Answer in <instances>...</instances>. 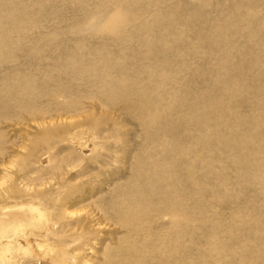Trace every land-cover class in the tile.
Returning a JSON list of instances; mask_svg holds the SVG:
<instances>
[{
  "label": "rangeland",
  "instance_id": "1",
  "mask_svg": "<svg viewBox=\"0 0 264 264\" xmlns=\"http://www.w3.org/2000/svg\"><path fill=\"white\" fill-rule=\"evenodd\" d=\"M2 3L3 0H0V7ZM6 4L13 8H0L3 9L1 18L8 21L12 19L19 24L31 20L33 26L26 33H22L26 37L22 35L21 41L15 34L9 37L8 43H3L4 39L0 37V96L7 97L8 90L10 93V87L7 90L4 85L16 74L21 79H30L32 83L29 101H32L34 111H48L43 118L35 114L34 118L38 120L36 122L41 120L39 123L45 126L35 127V122L29 120L30 112L25 107L18 112L24 113L20 115L23 118H9L10 110L6 112L2 109L4 103L1 99L0 149L3 150V155H0V165L7 162L11 164L7 173L0 172V182L11 178L13 181L18 176L15 178L20 186L27 184L34 189L38 186L47 187L51 183V188L53 186L60 191V187L63 193L69 191L73 194L78 188L77 196L84 194L86 198L92 191L94 195L98 194L96 197L100 196L98 200L109 210L112 209L111 204L117 203H112L114 192V198L118 199L120 205L124 204L117 207L125 213L124 208L128 201L122 189L131 181L133 164L146 165L144 168L147 171L141 177L147 181L155 165L150 160L157 162L154 157L149 156L164 145L166 147L160 151L159 157L170 161L167 163L171 168L177 163L180 166L170 175L176 174L181 184L183 183L182 195L188 198H181L177 193L178 198L182 200L185 210L189 208L191 215L194 214L190 208L199 205L206 218V225L202 226L200 235L189 238V251L184 254L190 259L189 264H197L199 258L201 261L205 259V255L200 257L199 254L204 253L203 248L205 250L208 247L205 230L208 224L221 228L220 234L218 229L212 235L214 241L216 240L217 244L214 242V245L219 256L223 255L222 260L219 257L220 261L216 256L215 259H209L210 263L264 264V169L260 164L264 160V153L258 152L260 149L264 150V0H104L103 8L99 7L101 4L98 0H9ZM120 4L127 7L128 14L137 20L121 36L97 40L70 33L74 29H83L90 24L92 26L94 20L90 16L101 11H111ZM137 29L140 30L136 31ZM74 47L83 48L78 52L79 56H89L94 52L89 57L94 58L101 51L103 53L100 55L103 57L110 55L104 64L110 69L108 68V74L104 77H107V83L112 87L116 78L126 75L128 80L136 79L138 85L133 91L139 94L141 87L150 90L159 83L156 78L158 74L165 76L166 79L159 83L156 91L160 92L159 97L154 99L161 100L162 103L168 100L166 106L172 108L171 113L161 112L163 116L161 114L155 128L148 127L145 122L143 123L146 126L142 128L123 114L124 112L113 109L112 105L101 100L100 96L95 97L92 102L86 101L84 98L94 97V88L90 85L77 82L71 91L57 87L55 72L59 64L69 59L66 56L74 52ZM44 49L48 50L47 53ZM119 50L121 55H125L124 58L117 55ZM112 64L117 69L111 68ZM151 76H155L154 82ZM62 79L60 84L62 82L61 85L65 86L67 77ZM51 83L56 87L49 86ZM12 85L13 81L9 86ZM135 92L127 95L137 97ZM19 96L18 92L14 94L16 98ZM12 97H8L10 102L15 99ZM218 101H223L227 111L232 114L228 122H221L220 125L212 123L214 127L211 128L205 126L203 135L187 128L189 122L195 118L192 111L213 112L212 110H217L213 104ZM77 108L81 111L75 113ZM231 120H241L246 127L232 130ZM49 122L52 126L55 123L58 125L47 127ZM181 129L188 131H180ZM250 142L253 146L249 145ZM87 146L92 147L91 152L86 150ZM181 147L188 149V153H183ZM245 154L254 158V165L251 167L241 162ZM56 166H62L63 172H66L63 182L70 181L71 184L62 182L57 186L60 180H51L54 177L51 170ZM255 176L262 179L261 187ZM168 184L169 180L165 179L162 189L167 190ZM52 189L48 188L46 192L49 202L56 198L53 195L55 190ZM171 203L174 205L175 201H168V204ZM70 210L77 213L81 211L79 206ZM84 211L86 214L82 213V217L79 216L75 224L76 233L83 235L82 232H85L83 237L89 239L101 235L100 240H106V246L112 251L115 261L119 259V262L124 263L128 259L134 262L130 256L125 258L119 255L128 241L124 239L126 230L115 223L117 218L113 217L114 214L107 220L100 213L99 216L89 214L88 209ZM87 213L93 219L88 218ZM156 217L153 222H148V226L158 232L161 229L162 233L165 232L168 229L166 219L156 220ZM97 223L105 225L106 229L98 230L95 226ZM82 228L88 229L90 233ZM130 234L131 232L128 236ZM131 235L133 238L137 237L135 233ZM139 241L138 249L144 252V241ZM118 248L120 251H116ZM135 258L139 261L138 257ZM176 258L180 260L179 255ZM25 260L22 264L26 263ZM151 262L155 264L154 261ZM173 264H177L176 261Z\"/></svg>",
  "mask_w": 264,
  "mask_h": 264
},
{
  "label": "bare ground",
  "instance_id": "2",
  "mask_svg": "<svg viewBox=\"0 0 264 264\" xmlns=\"http://www.w3.org/2000/svg\"><path fill=\"white\" fill-rule=\"evenodd\" d=\"M8 1L9 0H3L2 7L7 6L9 9H12L13 8L12 5L6 4ZM254 1L256 2L257 0H254ZM259 1H261V0H259ZM98 2L101 5H103V6L99 5V7L103 8L105 5L104 0H98ZM2 7H0V8H2ZM128 11H129V9L127 7H123L120 4L111 11H108V10L105 12L101 11L102 13L97 12V13L93 14L92 16H90V19H92V21L94 20V22L92 23V26L90 24L89 26H87L83 29L82 28L74 29V30H71L70 33L73 35L74 34L75 35H84L87 39L94 38L97 40H99V39L104 40L105 38H109V37L111 38L114 36H121V34L125 33V30L128 28V26L132 25L134 22L137 21V20L133 19V16H131V14L130 15L128 14ZM2 13H3V9H0V15H2ZM32 26H33V22L31 20H26L23 24H19V23H14L12 21V19L10 21H8V20H5V19L0 17V37L4 39L3 43H8V42H10L9 37L14 36V34H15L18 36L19 41H21L23 39L22 35L24 36V34H22V33H26L27 31H29ZM74 27H76V26H74ZM138 30H140V29H137L136 31H138ZM24 37H26V35ZM83 37H81V38H83ZM72 38H74V37L72 36ZM75 38H76V36H75ZM47 41H46V44L49 45ZM51 42H53V41H51ZM80 42H83V40H81ZM121 43H123V42H121ZM76 44H77V41H76ZM74 48H75V50L72 49V50H74V52L70 53L69 56H66L67 59L69 57V59L66 62L61 63L62 62L61 60H60L61 62H56V63H61V64H59L60 66L57 65L59 68L57 67L58 70H56V72H55V76L57 77L56 83L58 82V84H56L57 87H59V88L63 87L65 89H70V91H71L76 87L77 82H81V83L90 85V87L92 86V88H94V89H92L93 90L92 96L94 95V97L84 98L86 101L88 100V101L92 102V100H94L95 97L100 96L103 98V99L101 98V100H105L104 102L108 103L109 105H112L113 107L112 106L111 107L113 109H117L118 111L124 112L123 114H126L127 116H129L128 118L135 121L137 123V125L142 126V128L144 126L143 122H145V124L148 127H154L156 125V123L159 121V118H160L162 113H164V112L171 113L172 108L166 106L167 103L169 102L168 100L165 103H162L163 101L158 100V99H154V98L159 97L160 92H156V91L159 87V83L164 82V80L166 79L165 76L158 74L156 76V78H157V80H159V83L155 84V86L152 87L150 90H146L147 88L144 89V87H141L139 94L137 92L133 91L134 87L138 85V82L137 81L135 82L136 79L134 81L131 80L132 78L130 80H128L127 77H125L126 75L122 76L119 74L121 77H118V78H116L115 81H113L114 85L112 87L107 83V77H104V76H107V74H108L107 73L108 68L110 69V67H108V65H106V66L104 65L109 60L110 55L108 54V55L103 57L102 55H100L101 53H103L101 51L100 54H96L99 56H95L94 58H89L90 56H92V53H94V52H92L90 55L88 53H86L89 56H84V55L79 56L78 52L80 53V51H82L83 48H80V47H74ZM44 50H46V49H44ZM47 51L48 50H46V53H47ZM39 53H40V51H39ZM118 53L119 54H117V55L120 56L119 58H121V57L124 58L125 55L124 54L121 55L120 50ZM6 54H7V52H6ZM51 54H52V52H51ZM56 56H57V54H56ZM4 58L5 57H3V59ZM6 58H7V55H6ZM119 58H117V59H119ZM56 60H58V59H56ZM93 60H94V63H92ZM251 61H253V58ZM113 66H114V64L111 65V68L117 69V67H113ZM12 69L15 70V68H12ZM113 69H112V71H113ZM16 71H18V70H16ZM116 73H117V71H116ZM27 76H29L28 73H27ZM27 76L25 78H27ZM66 77H67L68 81H67V84H65V86H63V85H61L62 82L60 84V79L66 78ZM138 77H139V75H138ZM151 80H152V82H154L155 76L154 77L151 76ZM12 81H13V85L9 86L10 82H12ZM31 85H32V83H31L30 79H28V80L21 79V77L19 78L16 74H14V77L9 81V83L7 85H4L7 87V90L10 87V93H8V91H9L8 90L6 92L7 97H1L0 96V101H1V99H3V101H1V102L4 103V104H2V106H3L2 109H4L6 112H8V110H10V112H8V114H9L8 117L11 119H13V118L15 119L18 116L20 118H23V116H20V115H22L24 113L18 114V112L25 107L26 110L28 112H30L29 120L32 122H35L36 126L35 125L34 126L39 127V128L45 127L44 125L39 123L41 120L39 122H36L37 118L35 120L34 117H35V114H37L41 118H43L45 112H47L48 110H45V112L44 111L41 112L40 109L37 111H34L35 107H32V105H31L32 101H29V97H31V95H32L31 90H30ZM56 85L54 86L52 84L49 86L56 87ZM45 86H46V83H45ZM57 90H58V88H57ZM112 90H113V93L115 95L112 93ZM1 91H2V89L0 87V93H1ZM76 91H77V89H76ZM17 92L20 94L19 98L14 97V94ZM85 92L86 91H84V93ZM133 92L136 93L137 97L132 96V95H127V94H129V93L131 94ZM86 94L89 95L88 93H86ZM12 95H13V97H12ZM10 96L12 97V99L15 98V99H13L12 102H10L8 100V97H10ZM216 96H218V95L216 94ZM174 97H176V96H174ZM187 97H189V96H187ZM220 97H221V95H220ZM80 98H81V96H80ZM43 99L41 98V100H43ZM76 99H77V97H76ZM84 99H82V100H84ZM178 99L179 98L177 97V100ZM62 101L65 102V100H62ZM178 101H176V102H178ZM13 102L15 103V105ZM99 102H101V101H99ZM201 103H203V102H201ZM76 104H78V102ZM76 104H75V106H77ZM204 104H205V102H204ZM81 105H83V104H81ZM206 105H207V103H206ZM72 106H73V104H72ZM213 106H216V108H217V110L216 109L212 110L213 112H209L210 110L208 112H203V113L192 111L195 114L194 115L195 118H193L192 120L190 119L191 121L189 122V125L187 128L190 129L191 131L192 130L199 131L200 133H198V134L203 135V133H204L203 130L205 129V126L208 128H211V127H214V126H212L213 125L212 123H217L218 125H220L221 122H228V120H230V117L232 116V114L229 111H227L223 101H218V103L213 104ZM11 107H13V108H11ZM78 107L81 108L80 105ZM205 107H207V106H205ZM209 107H212V106H209ZM61 108H63V107H61ZM105 108H106V106H105ZM181 108H182V111H184V107L181 106ZM202 109H203V107H202ZM72 110H73V108H72ZM79 111H81V109L77 108L75 113H77ZM186 113L188 114V112H186ZM48 115H50V114H48ZM183 115H184V113H183ZM27 116H25V117L28 119ZM162 116H163V114H162ZM138 117H140V118H138ZM50 121H52V120L50 119ZM254 121H256V120L254 119ZM230 122H231L230 128L232 130L242 129V128L246 127V126H244V124L241 120L240 121H238V120L232 121L231 120ZM43 124H44V122H43ZM253 124H255V123H253ZM57 125L58 124L55 123L52 126L51 122H49V125L47 127H56ZM154 128H151V130H155ZM146 129H149V128H146ZM165 129L166 128H164V130ZM188 129H185V130L181 129L180 131L184 130V132H185V131H188ZM227 142H228V140H227ZM168 144H170V143L168 142ZM227 144L229 146V143H227ZM249 145H252V142H250ZM156 146H157V144H156ZM230 146H232V145H230ZM246 146H248V145H246ZM160 147L161 148L158 149L159 151L156 152V150H154L153 154L151 156H149V157H154L157 160V162L150 160L152 163H155V165H153V169L150 172V178L147 179V181H145L143 179V177H141V175L147 171L144 168V166L146 167V165L143 164L140 166V165L133 164V169H132V174H131L132 178L130 179L131 181L129 184H126V187H124V189H122V190H124L122 193H124V194L126 193L125 196L127 198H125V199L128 201L127 204H125L126 205V207L124 208V209H126L125 213L120 211V209L117 207L120 204L118 202V199L114 198V192H113L112 203H114V202H117V203L111 204L112 209L109 210V209H106V207H104L103 204H101V201L98 200V198L100 196L96 197V195H98V194L94 195V193L92 191H91V193H93V194L87 192L89 196H87V198H86V195H84V194H80L79 196H77V194L79 193L78 188H77V191L76 190L73 191L76 193L72 194V193H69V191L63 193L64 191L62 192L60 187H59L60 191H58V188L55 190V187H53V186H52V188H54V189H52L50 186L51 183H49L47 187L38 186V187H35V189L32 188L31 186H28L27 184L20 186L18 184V182H16V180H18V179H16V178H18V176L17 177L15 176L16 178L14 177L13 181H12L11 177H9V178H11V180L1 181L0 182V264H20V262L22 264V261H24L25 259H26L25 264H51L52 262L55 264H113L114 262L121 264L122 262H119V259H118V261L114 260V257L111 255L112 251H109L107 246H106V243H105L106 240L104 238H102L100 240L101 235H96L97 230L94 231V232H96V234H95L96 237H93V235H92L93 238H90V239L86 236L83 237L85 232H82L83 235H79L76 233L77 230L75 231V226H77V225H75V224H77V221L80 218L79 216H81L82 213L85 212V214H86V211H84L86 209L89 210V214L99 215V213H100L107 220L110 217V215L114 214L113 217L117 218V221L115 223L117 225H119V227L121 229H123L124 231L126 230L127 235H124V239H125V241L127 240L128 243L126 242V246L124 247V249H122V251L120 252L119 255L124 256L125 258H126V256L127 257L130 256L134 262H132V260L128 261V259H127V261L122 263V264H148L151 261H154L155 264H173L174 261H176L177 264H189L190 259L186 255H184V254H188V251H189V247H190L189 238L190 239H191V237L195 238V235H200L202 226L206 225V223H205L206 218H205L204 214L202 213L199 205L196 208H190V209H193L194 215H191L189 213V208L187 210H185V207L183 206V203L181 202L182 200L180 201V198H178V196H177V193H179L178 195H180L181 198L183 196L182 195L183 194V188H182L183 183L181 184V181L178 180V177L176 176L175 173L173 175H170V173H173L176 171L177 167H180L179 163H177V165H174V167L171 168V166L167 163L170 161L166 160V158H160L159 157V155L161 154L160 151L163 150L166 146L163 145ZM91 148L92 147L87 146L86 150H90V152H91ZM228 148H230V147H228ZM181 149H182V151H184L183 153H185V154L188 153V151H189L185 147L184 148L181 147ZM224 149H225V147H224ZM94 151H95V149H94ZM260 151H262L264 153V150L260 149L258 152L260 153ZM1 152H3V150L0 151V155H3V153H1ZM30 155H28V156L30 157ZM33 155H34V153H33ZM33 155L31 157H33ZM141 156H142V154H141ZM234 157L237 158V155L235 154ZM25 158H27V157H25ZM27 160H28V158H27ZM47 160L49 161V158H47ZM239 160L241 161L242 159H239ZM241 162H243V163H245L251 167V165H254V158L253 157L251 158L250 156L245 154L244 160H242ZM263 162H264V160L261 161L260 164L263 166V169H264V163ZM24 163H26V162H24ZM10 164L11 163H9V162L5 163L4 165L6 167L4 165L3 166L0 165V172L7 173L9 168H10ZM73 168H71V170ZM263 173H264V171H263ZM180 174L182 176L181 172H180ZM51 175L54 176L51 179V180H53V182L60 180L58 182V185H57V186H59V184H61L63 182V180H62L63 175H66V172H63L62 166H56V167H53V170H51ZM255 178H256L257 183L261 187L262 186L261 184L263 183L261 181L262 179L258 176H255ZM165 179L169 180V184L167 185L169 188H167V186H166L167 190L162 189V186L165 183ZM148 180H149V182H148ZM63 183L67 184V183H70V181L63 182ZM20 184H21V182H20ZM155 184H156V186H155ZM159 186H161V188ZM48 188L55 190L53 195L56 198L51 200L50 202L47 199L48 195L46 193ZM166 188H164V189H166ZM118 190H120V189H118ZM99 191H100V189H99ZM94 192L96 193L97 190H95ZM115 193L117 194V191ZM118 193H120V192H118ZM183 197L186 198V200L188 198L186 196H183ZM223 197H225V194ZM10 199H11V201H10ZM109 200H111V197L109 198ZM171 200H173V202L175 201L174 205L172 203L168 204V201L171 202ZM220 200H221V198H220ZM220 200H218V201L220 203H222L223 201H220ZM216 201L217 200L215 199V202ZM123 205L124 204H121L120 206L122 207ZM78 206H79V211L81 210L80 212H78V213L77 212H71L70 209H72L74 207H78ZM89 214L87 213L88 218L91 217V219H93V216H91ZM126 216H127V218H126ZM155 216H157L156 220H157V218H158V220L160 218L166 219L167 224H168V227H167L168 229L166 231L164 230L165 232L162 233L161 232L162 229H161V231L158 232V230L156 231L155 228L148 226V222L149 223L153 222L154 221L153 219H155ZM91 219H88V221L93 222V220H91ZM112 219H111V221H112ZM111 221H108V222H111ZM191 223H193L194 225H192ZM79 224H81V223H79ZM161 224H162V222H161ZM218 224H220V223H218ZM95 226L97 228H99L98 230H105L106 229V226L102 225V224L100 225L97 223ZM79 227L80 226H78V228ZM88 227L90 228V226H88ZM83 228H84V226H83ZM107 228H109V226ZM151 228H153L154 230L151 231ZM121 229H120V231H121ZM218 229H219V234H220L221 228L218 225L213 224V225L209 226V224H208V226L206 227L205 230H206L207 238H208V241H207L208 247L205 250L203 248L202 252H204V253L199 254L200 257L202 255H205V259H203L201 261L199 258L197 264H212V262L210 263L209 259L211 260L213 257L215 259V256H216L217 259L220 261V259L223 257V255L221 257L219 256L220 254H219V252H217V247L214 245V242L216 240L214 241V235H212L213 232H214V234H216L215 231ZM83 230H86V229H83ZM188 230H189V232H188ZM86 231L89 232L88 229ZM102 232L105 233L104 231H102ZM129 232H131V234L135 233V235H137V237L133 238L132 237L133 235H131V234L128 236ZM151 232H153V233L151 234ZM227 233L228 232H226V234ZM13 238H14V240H13ZM128 238H131V240L129 241ZM226 238H229V237L226 236ZM139 240L144 241V248H146L144 250V252H141L140 248L138 249L139 243H140ZM77 242H79L80 245H78ZM116 251H120L119 248L116 249ZM177 255L180 256V260L176 258ZM120 256L118 258H120ZM228 256H226V258ZM135 257H138L139 261ZM219 257H220V259H219ZM116 263H114V264H116ZM151 264H152V262H151Z\"/></svg>",
  "mask_w": 264,
  "mask_h": 264
}]
</instances>
